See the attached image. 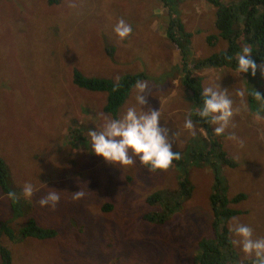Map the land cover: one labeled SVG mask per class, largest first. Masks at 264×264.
<instances>
[{"label":"rangeland","instance_id":"rangeland-1","mask_svg":"<svg viewBox=\"0 0 264 264\" xmlns=\"http://www.w3.org/2000/svg\"><path fill=\"white\" fill-rule=\"evenodd\" d=\"M170 7L190 36L188 64L224 50V42L209 40L216 34L214 10L204 0H174ZM121 18L132 26V33L118 42L112 29ZM166 22L159 0H59L54 6L45 0H0V156L10 185L22 192L30 183L35 190L31 198L17 195L29 204L26 216L55 231L47 240L9 243L1 238L11 264H194L199 240L212 235L208 196L213 173L208 163L195 165V159L183 155L190 196L162 223L146 221V214L161 211L146 203L147 196L177 189L179 162L153 173L138 157L121 168L95 155L88 132L100 128L101 114L111 117L101 110L105 95L77 90L69 77L70 68L111 81L142 73L141 81L149 85L145 110L160 109L161 126L169 129L173 151L181 154L201 131L195 126L191 134L183 127L189 106L176 68L178 53L165 39ZM105 47L112 49L111 55ZM45 64L53 73L61 70L51 83L46 82ZM257 65L254 76L251 70L238 74L236 69L207 66L193 71L202 91L219 85L233 101L235 127L220 137L230 166L213 161L227 198L239 193L246 197L228 205L239 215L225 224L236 255L230 260L236 264H248L252 258L232 243L233 220L251 227L253 238H264V121L254 120L261 102L248 104L246 97L248 91H257L264 99V76ZM133 89L111 118H121L135 103ZM238 91H244V97L237 96ZM229 133L244 146L228 140ZM52 189L60 196L55 208L39 206L37 201ZM80 190L84 197L73 200ZM0 222L13 229L20 223L11 215L5 195H0Z\"/></svg>","mask_w":264,"mask_h":264},{"label":"trees","instance_id":"trees-1","mask_svg":"<svg viewBox=\"0 0 264 264\" xmlns=\"http://www.w3.org/2000/svg\"><path fill=\"white\" fill-rule=\"evenodd\" d=\"M45 2L48 6H54L59 3V0H45ZM159 2L167 12L165 39L176 48V53L179 56V64L176 68L180 74V84L188 102L189 113H192L193 123L201 131L192 136L190 144L187 145L184 152H181L180 156L184 155L195 159L192 161L195 165H203L202 162L206 161L213 173L208 196L212 215L210 224L212 237H204L199 240L194 264H236L234 262L236 255L228 239V229L225 224L230 218L239 215L237 210L229 208L228 205L239 203L246 197L239 193L228 199L225 193V185L216 177V163L213 160L229 166L230 162L222 149L221 136L215 135L212 125L195 114L197 109L203 107V98L201 96V79L193 71L205 66L236 69V54L241 51L245 44L252 47V59L255 63L264 64V0H236L225 3L220 0H204L205 4L214 10L213 26L216 34L215 36H210L209 40L215 41L219 39L224 42L225 48L209 57L192 62V64H188L185 60V50L189 44L190 36L183 30V25L174 7H170L174 0H159ZM105 52L111 55L112 49L105 47ZM48 55L50 59L53 57L56 59L53 53L48 52ZM48 55L46 54V57ZM226 56H231L232 60H227ZM56 61L58 60L56 59ZM60 67L62 69L64 65H60ZM62 71L66 74L69 73L67 69H62ZM70 72V83L75 89L105 95V103L101 110L104 114L111 117L115 116L118 108L127 99L129 91L134 87L135 83L144 79L142 73L122 75L119 77L120 88L117 91H113V86L117 83V80L111 81L90 76L85 77L73 68H70ZM58 74H61V70L58 69L56 73H53L49 65L45 64L47 83L55 80ZM44 90H47V88ZM253 92H247L248 104L254 100ZM81 130L82 126L80 129L76 128L73 131L77 133V131ZM76 135L71 137L72 140L69 141L71 146H73V141L77 139ZM182 158L172 162V164L179 162L178 166L181 168L177 189L164 193H152L147 196L146 203L159 207L161 211L146 214L144 216L146 221L162 223L168 216L177 212L180 203L190 196L191 185L187 178V168L182 164ZM142 167L149 171L147 166L142 165ZM8 179L9 172L0 156V195L8 197L10 191L15 192L17 195L22 194L19 188L10 185ZM8 208L12 216L20 219V223L18 227L16 226L13 229L12 227H7L4 222H0V264H11L12 262L11 254L7 246L1 242V238L13 243L25 238L47 240L55 236L53 229L42 228L31 217L26 216L29 204L25 199L19 198L18 201H13L8 198ZM102 210L105 212L106 209L103 208ZM14 236H17L18 239H15ZM231 255L234 258L233 261L230 260ZM248 264H252V260Z\"/></svg>","mask_w":264,"mask_h":264},{"label":"clouds","instance_id":"clouds-1","mask_svg":"<svg viewBox=\"0 0 264 264\" xmlns=\"http://www.w3.org/2000/svg\"><path fill=\"white\" fill-rule=\"evenodd\" d=\"M74 7V5H70ZM112 31L117 37L118 42L126 40L132 33V26L123 18L119 19L113 26ZM252 47L245 44L241 51L236 54L237 67L236 72L246 73L251 70L254 76L258 65L252 59ZM227 60H232L231 56H226ZM261 75L264 76V64L259 65ZM117 83L113 86V91L120 88L119 77ZM135 103L127 108L125 114L114 119L101 114L103 123L98 130H89L91 151L102 157L106 162L119 165L121 168L135 163V157L139 162L147 166L149 171H166L172 166L174 160L181 158L178 152L173 151V143L169 137V129L161 126V111L150 107L145 110L147 105V93L149 85L147 81H137L134 85ZM244 91H238L237 96L244 97ZM201 96L203 98V107L197 109L196 115L207 123L215 125L214 134L221 136L230 127H235L231 123L234 116L233 101L227 94V89L221 90L219 85L215 87H206ZM254 99L261 102L260 108L254 113V120L264 121L261 112L264 111V99L257 91L253 92ZM238 111V110H237ZM192 113L185 118L183 127L191 134H194L195 127L192 120ZM228 140L235 141L238 147H243L244 142L240 140L235 133H229ZM34 188L30 183L23 187L22 195L25 198H31L34 195ZM83 191L73 193V200H80L84 197ZM8 198L18 201L19 196L15 192H9ZM58 191L52 189L45 196L41 197L37 203L39 206H50L55 208L59 202ZM229 231L233 234L232 243L240 246L245 257L252 258V264H264V238H253L251 227L240 224L233 220Z\"/></svg>","mask_w":264,"mask_h":264}]
</instances>
